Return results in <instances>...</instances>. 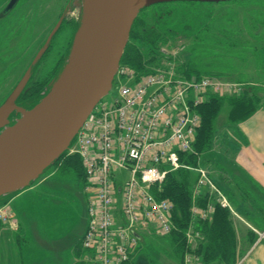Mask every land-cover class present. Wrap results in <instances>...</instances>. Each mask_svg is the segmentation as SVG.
Returning <instances> with one entry per match:
<instances>
[{"label": "rangeland", "instance_id": "obj_1", "mask_svg": "<svg viewBox=\"0 0 264 264\" xmlns=\"http://www.w3.org/2000/svg\"><path fill=\"white\" fill-rule=\"evenodd\" d=\"M9 1L0 0V12ZM210 4H169L144 10L133 35H144L152 28L162 36L144 47V57L151 62L147 73L139 75L125 63L120 65L125 73L119 79L128 83L133 80H129L131 72L138 78L167 69L178 73L181 64L196 63L202 72L200 80L210 78L220 84L202 94L203 102L212 95L222 100L212 149L204 154L195 150L197 165L181 164L183 170L178 169L186 176L193 201L192 223L185 234L189 249L181 260L175 247L174 214L171 233H162L154 223L137 229L140 238L132 264H227L195 251L206 241L196 231V223L213 222L216 205L231 213L236 257L237 252L249 250L251 238L264 236V127L255 126L256 116L264 113V0ZM86 9L87 0H20L8 16L0 18V107L23 80L30 82L23 98H30L32 109L48 95L69 63ZM60 22L64 24L51 38ZM116 84L115 80L106 100L117 94ZM242 98L250 108L238 117ZM24 113H12L9 127ZM70 152H66L68 157L73 156ZM86 187L85 175L59 159L25 189L1 196L0 205L19 222V229L0 224V264H83L75 246L89 226ZM207 193L213 200L200 205ZM223 199L228 207L222 206ZM19 200L31 210H18Z\"/></svg>", "mask_w": 264, "mask_h": 264}, {"label": "built area", "instance_id": "obj_2", "mask_svg": "<svg viewBox=\"0 0 264 264\" xmlns=\"http://www.w3.org/2000/svg\"><path fill=\"white\" fill-rule=\"evenodd\" d=\"M122 73L119 67L117 94L97 105L68 149L81 158L87 179L83 264L127 263L140 227L154 223L162 233L172 232L174 205L153 190L160 192L168 174L181 168L180 153L193 152L202 94L220 85L169 69L139 78L131 72L132 82L123 83ZM221 203L228 207L226 199ZM4 209L0 205V224L19 229Z\"/></svg>", "mask_w": 264, "mask_h": 264}, {"label": "water", "instance_id": "obj_3", "mask_svg": "<svg viewBox=\"0 0 264 264\" xmlns=\"http://www.w3.org/2000/svg\"><path fill=\"white\" fill-rule=\"evenodd\" d=\"M19 1L10 0L0 18L8 16ZM231 1L236 0H87L69 63L48 95L14 126L9 127L10 116L18 109L24 84L0 107V197L29 186L66 152L110 92L132 26L143 9L173 2Z\"/></svg>", "mask_w": 264, "mask_h": 264}, {"label": "trees", "instance_id": "obj_4", "mask_svg": "<svg viewBox=\"0 0 264 264\" xmlns=\"http://www.w3.org/2000/svg\"><path fill=\"white\" fill-rule=\"evenodd\" d=\"M181 3L190 4V5L204 4V3H195V2H174V3H165V4L150 6L144 10L161 5L181 4ZM218 4L221 3H211L210 5H218ZM143 11H141L140 13H142ZM137 18L135 19L134 24L132 26L129 40L125 48V52L123 54L121 63L123 64L125 63V66H129L139 75H144L147 73L144 72L146 70V66H148L151 63V62H147V60L144 57L146 55L144 51V47L148 46L151 43L158 42V39H161L162 36L154 34L153 33L154 29L152 28L147 32H145L144 35L141 36L138 34L133 35L134 32L132 30L135 27ZM145 35L147 36L146 38H144ZM163 35L165 36L166 34L163 33ZM179 69L180 71L178 70V74L184 79L191 80L195 78L197 80H200L198 77L202 75V72L198 64L196 63L181 64ZM221 102L222 100L219 97H217L216 95H212L210 96L208 102L203 103L198 108V112L202 118V124L198 130L193 152L179 154L182 165L184 166L197 165L198 161L195 159V155H196L195 150L198 153L201 152L202 154H204L212 149V143L215 136V132H214L215 118H216V114L219 111ZM239 105H240V109L237 112L238 117L247 114L250 108V104H248V102L245 99L240 100ZM59 159H65L67 161V164L73 169H75L77 173L84 175L82 160L78 155H73L68 157L67 153H64ZM181 169L183 170V168ZM182 170L171 171L168 174L165 183L162 185L161 192L157 193L156 189L153 190V193L156 195L158 199H168V200L170 199V201L174 205V211H173L174 213L172 219L174 223L175 222L174 214H175V218L177 222L175 223L178 226L175 236L176 238L174 240L175 243L177 242V246H175L176 252L179 254L181 260L183 259L186 250L188 248L185 239V234L189 230L192 223L191 209L193 205L192 195L187 188L188 181H186V176L183 175ZM211 200H213V198L210 197L209 193H207L205 194V196L201 197L199 204L204 206L207 202H211ZM213 216H214L213 222L198 221L196 223V231H199L202 235H204L206 241L202 242L199 248H197L195 251L199 254H202L205 258H210L211 260H219V261L225 260L227 261V264H238L240 259L246 254L248 250L244 252H237V257L235 255L236 252L235 249H237V246H236V241L234 240L235 229H234V224L232 222L233 219L230 211L223 209L219 205H216V211ZM257 241H258L257 239L256 240L254 239L253 241L251 238L249 240L250 248ZM76 245H77L75 246L77 252L76 257L80 261H82V259H84V257L87 255V252L83 249L82 240ZM131 261L132 258L125 264H132Z\"/></svg>", "mask_w": 264, "mask_h": 264}, {"label": "crops", "instance_id": "obj_5", "mask_svg": "<svg viewBox=\"0 0 264 264\" xmlns=\"http://www.w3.org/2000/svg\"><path fill=\"white\" fill-rule=\"evenodd\" d=\"M255 119V126H260V129H262V127H264V113L258 114ZM20 195L22 194L20 193ZM19 201L20 202L18 204V210L22 207L31 210V207H27L22 203V200ZM71 251H73V249ZM238 264H264V236L259 237L258 241L246 252V254L240 259Z\"/></svg>", "mask_w": 264, "mask_h": 264}, {"label": "flooded vegetation", "instance_id": "obj_6", "mask_svg": "<svg viewBox=\"0 0 264 264\" xmlns=\"http://www.w3.org/2000/svg\"><path fill=\"white\" fill-rule=\"evenodd\" d=\"M20 2V1H19ZM19 4V3H18ZM62 23L64 24V22H60V23H58V24H60V27H59V29L57 30V32L56 33H53V31L55 30V28H54V30L51 32V35H50V37L52 38V36H55L58 32H59V30H60V28H61V26H62ZM57 24V25H58ZM56 25V26H57ZM37 58H39L38 56H37ZM27 81H28V79H27ZM26 82V80H23V84H24V86H23V89H22V92L20 93V95H19V97H18V100H17V102H16V106H17V110H15L14 112H13V114L14 113H16V112H18V115H21L22 113H24V112H28V111H30L33 107H31L30 105H29V103H28V101H30V98H23V96L25 95V90H26V88L28 87V85H29V83L30 82H28V84H26L25 83ZM26 84V85H25ZM33 95V94H32ZM35 95V94H34ZM22 98H23V100H22ZM32 98V97H31ZM13 114H12V116H13Z\"/></svg>", "mask_w": 264, "mask_h": 264}]
</instances>
